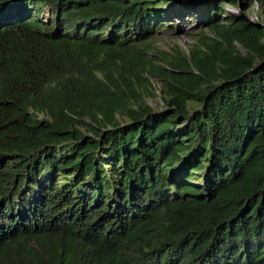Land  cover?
<instances>
[{"label":"trees","instance_id":"16d2710c","mask_svg":"<svg viewBox=\"0 0 264 264\" xmlns=\"http://www.w3.org/2000/svg\"><path fill=\"white\" fill-rule=\"evenodd\" d=\"M167 1L0 0V264H264V0Z\"/></svg>","mask_w":264,"mask_h":264},{"label":"rangeland","instance_id":"374dc122","mask_svg":"<svg viewBox=\"0 0 264 264\" xmlns=\"http://www.w3.org/2000/svg\"><path fill=\"white\" fill-rule=\"evenodd\" d=\"M208 2H212V0H168L167 2H161L160 5L165 9L162 16L166 21L157 31V43L164 47H169L174 42H179L182 46L187 47V43L194 40L193 33L201 28L208 29L206 24ZM243 7V0H239L238 2L226 0L222 6L221 14H238L243 12ZM44 8L42 15L47 18L49 11L47 6ZM247 12L253 20L264 19L263 13L262 15L259 14L260 8L257 3L248 7ZM156 84L159 85L160 81L157 80ZM147 99L154 106L155 110L163 108L164 102L159 94L149 96ZM195 171L196 176L192 177L191 181H202L204 179L205 168L195 169Z\"/></svg>","mask_w":264,"mask_h":264},{"label":"clouds","instance_id":"9594fccd","mask_svg":"<svg viewBox=\"0 0 264 264\" xmlns=\"http://www.w3.org/2000/svg\"><path fill=\"white\" fill-rule=\"evenodd\" d=\"M45 8H43V10H44ZM47 9H48V11H49V8L47 7ZM43 10H42V12H43ZM42 12H41V15H42ZM43 17H44V15H43ZM45 18V17H44ZM111 30V26L109 27V28H106L105 29V32L107 33L105 36H108V33H109V31ZM162 99V98H161ZM165 106L163 105V108H164ZM160 109H162V108H160ZM181 126V124H178V126ZM205 168V167H204ZM203 168V169H204ZM200 169H202V168H200ZM205 171H206V168H205ZM194 176H196V174L194 175ZM194 176H191L190 178H188V180L190 181V182H192L191 181V179H192V177H194ZM204 177H205V174H204ZM203 181V180H202ZM202 181H200V180H195V181H193L192 183H194V184H199V183H201ZM169 193L171 194V196H174L175 194H176V191H175V189H174V187H171L170 188V190H169Z\"/></svg>","mask_w":264,"mask_h":264}]
</instances>
